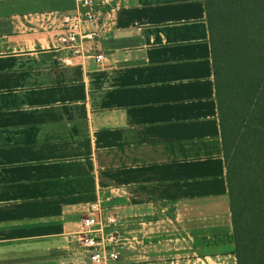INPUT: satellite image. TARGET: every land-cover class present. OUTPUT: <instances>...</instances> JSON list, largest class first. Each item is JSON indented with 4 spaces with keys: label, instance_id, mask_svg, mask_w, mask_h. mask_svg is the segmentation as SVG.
I'll return each mask as SVG.
<instances>
[{
    "label": "crops",
    "instance_id": "1",
    "mask_svg": "<svg viewBox=\"0 0 264 264\" xmlns=\"http://www.w3.org/2000/svg\"><path fill=\"white\" fill-rule=\"evenodd\" d=\"M79 7L0 0V264H89L94 204L119 264H237L205 1L98 0L105 59L66 65Z\"/></svg>",
    "mask_w": 264,
    "mask_h": 264
},
{
    "label": "trees",
    "instance_id": "2",
    "mask_svg": "<svg viewBox=\"0 0 264 264\" xmlns=\"http://www.w3.org/2000/svg\"><path fill=\"white\" fill-rule=\"evenodd\" d=\"M237 264H264V0H204Z\"/></svg>",
    "mask_w": 264,
    "mask_h": 264
},
{
    "label": "built area",
    "instance_id": "3",
    "mask_svg": "<svg viewBox=\"0 0 264 264\" xmlns=\"http://www.w3.org/2000/svg\"><path fill=\"white\" fill-rule=\"evenodd\" d=\"M98 0H79L80 7L73 14H64L57 17L53 26L56 49L67 51L69 54L63 59L66 65L82 63L93 59L101 64L105 59L100 53L98 40L100 31L89 27L98 23V13L92 10ZM98 204L90 207L86 216L82 218L79 232V241L89 253V264H119L118 247L121 241L117 235H106L105 229L117 225V217Z\"/></svg>",
    "mask_w": 264,
    "mask_h": 264
},
{
    "label": "rangeland",
    "instance_id": "4",
    "mask_svg": "<svg viewBox=\"0 0 264 264\" xmlns=\"http://www.w3.org/2000/svg\"><path fill=\"white\" fill-rule=\"evenodd\" d=\"M104 209V208H103ZM110 212V211H109ZM114 215H116V217H117V224H118V216H117V214L115 213V212H113V211H111ZM115 235H117L118 236V238L120 239L119 241H121V243L123 242V240L121 239V237L116 233ZM117 249H120V246L117 248ZM120 262V261H119ZM132 264H137V262H131ZM212 263V262H211ZM213 264V263H212Z\"/></svg>",
    "mask_w": 264,
    "mask_h": 264
}]
</instances>
